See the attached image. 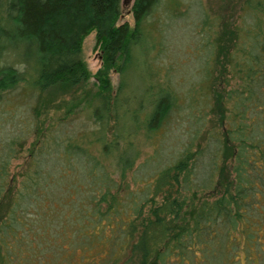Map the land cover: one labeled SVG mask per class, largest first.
Masks as SVG:
<instances>
[{"label":"trees","instance_id":"1","mask_svg":"<svg viewBox=\"0 0 264 264\" xmlns=\"http://www.w3.org/2000/svg\"><path fill=\"white\" fill-rule=\"evenodd\" d=\"M120 1L14 0V15L0 18V40L12 49L22 45L32 50L24 59L33 76L31 89L34 96V118L23 128V134L30 137L28 154L35 156L52 139L56 129L51 128L49 113L60 109L66 102L63 97L70 95L72 103L59 114V119L63 122L68 115L83 114L94 129L82 124L76 130H69L68 136L65 133L62 137L65 139L61 141L66 148L79 149L99 164L102 176L87 168L86 175L91 181L85 185L91 193L98 195L93 198L94 204L107 197L112 205V215L103 229L78 221L72 222L68 233L65 234L63 229L57 232L60 241L55 239L50 243L46 237L36 234L23 240L27 251L23 256L28 258L25 264H116L127 245L134 249L135 239L152 223L155 210L159 211L163 237H166V256H177L184 261L194 243L202 245L203 251L215 254L219 264H264V171L260 176L261 184L235 176L236 169L231 160L237 158L239 152L230 140L235 130L229 127L239 124V112L232 108L238 103L227 98L224 90L233 80L235 85L229 90L241 94L243 88L244 94H249L251 85L248 82L261 77L264 70V0H241L238 13L233 14L234 19L226 22L216 15L207 17L206 34L211 45L209 64L202 66L199 79L182 95L165 82L156 81L155 85L153 81L147 82L144 75L155 74L153 67L158 68L148 58L151 50L158 47L156 30L144 22L157 0H131L129 10L134 21L130 28L126 24L115 25L120 15ZM159 5L162 12L173 13L178 11L179 3L161 0ZM89 30L93 31L99 53L104 57L102 69L93 75L79 55L82 36ZM138 54L142 57L144 73L142 69L138 70L140 75L133 85L128 74L136 67ZM110 69L119 71L113 90L106 76ZM12 76L10 69L0 70V90L8 85ZM136 81L138 86H135ZM178 98H182L187 108L196 111L195 115L190 113L196 142L208 137L218 141L220 148L213 158L210 175L203 185L191 186L183 174L185 164L167 163L157 171L161 184L154 190L148 189L160 197L161 203L156 204L151 196L149 201L145 199L146 211L134 213L139 202L131 193L126 196L121 191L120 176L121 167L137 157L130 137L140 128L144 137L153 143L152 137L168 124L169 103H176ZM11 101H0V110H15L8 105ZM145 104L148 106L146 111L143 110ZM65 107L66 104L63 109ZM259 130L264 132V125ZM190 142L192 146L193 142ZM12 148H0V227L5 225L12 205L22 206L20 192L29 191L45 196L34 202L32 210L24 208V213L31 214V220L21 224L33 231L35 229L30 228L37 224L36 217H41L40 213L44 217L46 210L56 209L57 204H61L60 199L71 192L72 176L77 171L72 165L70 175L69 155L62 156L55 161L54 164H58L55 168L52 165L54 169L49 174H42L39 169L28 173V166L24 167L22 176L25 180L22 178L16 186L15 175L8 167ZM38 175L43 180L34 181ZM217 202L223 203L229 218L227 225L219 230L202 225L196 230L198 222L208 221L213 212L218 214L214 211L219 205H215ZM80 215L87 216L82 210ZM113 234L116 240H112ZM46 239L51 247L52 255L49 256L38 254L36 250ZM1 245L10 248L6 239ZM15 247L13 251H9L11 248L6 250L8 254L3 264H23L24 257L18 262L12 261L16 250L21 248ZM158 253L155 250L151 258L155 259Z\"/></svg>","mask_w":264,"mask_h":264},{"label":"rangeland","instance_id":"2","mask_svg":"<svg viewBox=\"0 0 264 264\" xmlns=\"http://www.w3.org/2000/svg\"><path fill=\"white\" fill-rule=\"evenodd\" d=\"M176 1L179 3L178 11L173 13L161 11V5H159L161 4V0H157V3L150 7V12L145 17L144 22L146 24L149 23L148 26H152L156 30L154 32L157 37L156 42L158 43V47L155 46L151 50L148 58L153 62L152 65L158 68L153 67L155 74L147 76L142 68V57H139L138 54L136 56L137 63L134 64L136 67L132 68L128 74L129 79L132 80L131 84H135L134 80H137L136 77L140 75L138 70L142 69L147 82L153 81V85H155L156 81L160 83L165 82L173 87L174 92L176 91V93L182 95L193 82L199 79L202 66L209 64L207 59L211 53V45L209 44L210 38L206 34L207 17L210 14L216 15L223 22L234 19L233 14L238 13L241 3V0ZM130 4L131 0L120 1V15L117 21H115L116 26L126 24L129 28L132 27L134 19L129 10ZM14 13V0H0V18L11 17ZM31 52L30 48L26 49L22 45L18 46L17 49H12L3 40H0V70L10 69L13 73L8 85L0 90V101L3 102L6 99H11L12 101L8 105H11L15 109L13 110L14 112L0 110V148L4 146L13 147L11 151L13 156L9 160L8 167L10 173L15 175L13 177H15L14 183L16 181V186H18L19 181L23 178L22 170L24 167L28 166V173L39 169V171H42V174L44 172L45 174H49L58 165L54 164L55 161H58L62 156L68 157L69 155L71 161L70 175L72 174V165L77 173H74V176H72L74 183H72L71 192L60 199L62 200L61 204H57L54 210H46L44 217L40 213L39 216L41 217H36L38 222L33 227H31V223H33L31 221L29 225L30 229H35L33 231L28 230L29 226L21 224L22 221L27 222L31 220V214L24 213L23 211H25L26 207L28 211L32 210L34 202L45 196L42 197L41 193L33 195L29 191L20 192L19 199L20 202L22 201V206L14 207L12 205L13 209L11 207V212L9 211L7 215L8 219L6 218L5 225L0 227V264H3V260L7 257L6 254L8 253L6 250L10 248L11 250L9 251L15 250L17 248L15 245L22 249L18 248L16 250L14 254L16 256L15 258L12 256V261L16 259L18 262L19 258L23 260V255L27 252L24 249L23 240L32 238L35 234L39 237H46L50 243L55 239L60 241L61 238L59 234L57 235V232L63 229L65 234L68 233L73 223L84 221L96 229H103V226L108 223V219L112 215V205L109 198L99 199L94 204L93 201L95 200L93 198L98 197V195L96 196L95 193H91L85 185L87 181H91L89 176L86 175L87 168L94 170L97 175L102 176L99 164L92 161L90 157L84 155L79 149L66 148L61 141L65 139L62 138L65 133L70 132L69 130H76L82 124L89 129H94L91 121L83 114L68 115V118L64 119L65 121L63 122L59 119V114L72 103L70 95L63 97L66 99V102L62 103L59 107L60 109L49 113L52 117L51 128L54 127L56 129H54L52 139L40 148L35 156L31 157V154H28L30 137L28 136V138L23 134V128L26 122L32 121L34 118L32 108L34 96L31 89L33 76L28 70L24 59ZM79 55L91 75L102 69L104 57L99 53L93 31L89 30L82 36ZM118 73V70L112 69L106 73L112 90L117 83ZM138 84L139 82L136 81L135 86H138ZM248 84L251 85L249 94H244L243 88L241 94H239V91L229 90V87H234L235 85L233 80L224 87L226 97L231 100L233 98L238 103V105H232L233 110L239 112L237 118L239 124L236 126H232L231 124L229 127V129L233 127L235 130L232 136H230V140L234 149L237 148L239 152L237 158H232L231 163L232 167L236 169L235 176L237 178L255 180L261 184L260 176L264 171V132L259 129L264 125V123L263 125L261 123L264 122V70L261 73V77L257 76L253 78ZM21 102H23V107L21 106ZM65 104L66 107L63 109ZM169 105L166 112V122L168 124L163 126L156 133L155 137H152L154 138L153 143L149 142L150 138L144 137L143 131L140 128H137L133 136L130 137L133 146L137 150V157L130 164H125L121 167L122 173L120 172V176L122 177L121 191L126 196L131 193L139 202V205H141V208L138 205L133 210L134 213L138 210L142 213L145 212L147 207L145 199L148 198L149 201L151 196L154 198L153 200L156 204L161 203L160 197L153 195V191L148 192V189L154 190L161 184L158 180L159 173L157 174V171L165 164L174 162L185 164L183 174L189 179L191 186L203 185L210 175L213 158L220 148L218 141L212 137L200 139L196 142V136L192 133L194 123L190 116V113L195 115L196 111L194 110L193 112L190 108H187L183 104L182 98H178L176 103L171 102ZM143 107L144 111L148 109L146 104ZM60 122L62 124L58 126ZM70 133L66 135L68 136ZM242 133L243 135H241ZM190 141L193 142L192 146ZM14 144L16 146H13ZM228 160L229 158L226 159V161ZM53 164L54 168H52ZM19 172L21 175H19ZM38 177L34 181L43 180L41 175H38ZM113 177L115 178L114 175ZM117 180H120V177ZM169 184L171 185V181H169ZM120 195L122 197V194ZM217 204L219 205L214 211H217L218 214L213 212L208 221L202 220L198 222L196 230L197 228H202V225H205L206 228L211 227L217 230L227 225L229 218L223 209V203H215V205ZM81 210L87 216L83 217L80 215ZM158 212V210L154 211L152 223L135 239L134 249H130V246L127 245L122 251L119 260L116 261V264H147L149 261L152 264H219V258L215 254L203 251L202 245H194V243H192L191 249L188 250V256H186L184 261H180L177 256H166V237H163V228ZM101 232L104 233L103 231ZM5 239L7 242L9 241L10 248H5L1 245L2 242L5 244ZM47 239L42 242L43 244H40V247H36L38 254L52 255L51 247H48L46 242ZM112 240H116L114 234ZM155 250L157 253H160L154 259L151 256L154 255ZM24 259L23 264L28 261L27 257H24Z\"/></svg>","mask_w":264,"mask_h":264}]
</instances>
